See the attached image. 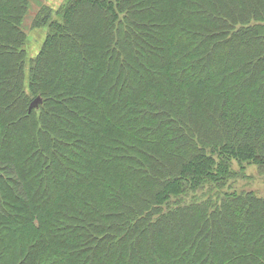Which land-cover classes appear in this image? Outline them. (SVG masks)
Segmentation results:
<instances>
[{
    "label": "trees",
    "instance_id": "obj_1",
    "mask_svg": "<svg viewBox=\"0 0 264 264\" xmlns=\"http://www.w3.org/2000/svg\"><path fill=\"white\" fill-rule=\"evenodd\" d=\"M58 4L0 0V264H264V0Z\"/></svg>",
    "mask_w": 264,
    "mask_h": 264
},
{
    "label": "rangeland",
    "instance_id": "obj_2",
    "mask_svg": "<svg viewBox=\"0 0 264 264\" xmlns=\"http://www.w3.org/2000/svg\"><path fill=\"white\" fill-rule=\"evenodd\" d=\"M31 2V10L30 13L28 15V18L24 21V30L26 32H28L29 27H30V21L32 16L37 12V9L39 7V5L41 4H45L46 6L55 9L56 7H58V3L60 2V0H30ZM28 39L26 42V50H28V53L30 55L34 54L40 47V42L41 39L38 34L34 33V32H28ZM245 174L248 176H253V180L248 183V188L252 191H257L258 195H260L261 197H264V180L263 179H257V175H256V170L254 168H247L245 170ZM256 178V179H254ZM246 183V182H244ZM242 185V184H240Z\"/></svg>",
    "mask_w": 264,
    "mask_h": 264
},
{
    "label": "water",
    "instance_id": "obj_3",
    "mask_svg": "<svg viewBox=\"0 0 264 264\" xmlns=\"http://www.w3.org/2000/svg\"><path fill=\"white\" fill-rule=\"evenodd\" d=\"M43 100L40 96L35 97L29 104L27 108V112L31 113L32 111H37L39 107L42 105Z\"/></svg>",
    "mask_w": 264,
    "mask_h": 264
}]
</instances>
